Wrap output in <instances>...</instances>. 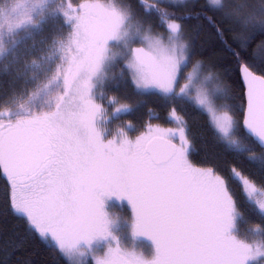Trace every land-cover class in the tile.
Masks as SVG:
<instances>
[{
  "label": "snow or ice",
  "instance_id": "6c2138e0",
  "mask_svg": "<svg viewBox=\"0 0 264 264\" xmlns=\"http://www.w3.org/2000/svg\"><path fill=\"white\" fill-rule=\"evenodd\" d=\"M188 7V0H84L75 8L64 0H0V59L11 81L0 92V173L26 231L72 264H250L264 257V200H254V177L237 164L228 176L194 166L186 120L175 106L169 118L179 128L148 123L132 139L129 122L107 138L109 121L137 108L121 104L110 114L107 90H154L162 103L207 114L225 151L264 170V75L250 71L264 68V40H256L264 37V5L204 0L190 5L194 15L183 12ZM193 18L246 62L242 122L234 108L218 106L224 90L217 65L193 59L184 28ZM52 25L41 47L34 39L26 44ZM233 181L256 221L246 219ZM114 200L130 218L111 215ZM245 226L260 239L241 238L238 227Z\"/></svg>",
  "mask_w": 264,
  "mask_h": 264
},
{
  "label": "trees",
  "instance_id": "16d2710c",
  "mask_svg": "<svg viewBox=\"0 0 264 264\" xmlns=\"http://www.w3.org/2000/svg\"><path fill=\"white\" fill-rule=\"evenodd\" d=\"M65 1L67 6L70 1ZM148 2L151 3V1ZM194 2L199 5L203 4L204 0H197ZM252 3V6L259 10L260 7L264 5V0H252ZM191 4H189L188 8L183 9L184 13L192 12L193 15L195 14V10L190 7ZM73 8H75V6H73ZM180 11V9H177V14H180ZM184 28L191 40L195 41L196 48L201 50L204 47L205 38L212 37L214 48H206L207 50L202 52L200 57H205L208 52H212L214 55L218 54L219 62L217 63V68L224 75L227 88L229 89L230 99L232 98L234 104L238 105L240 108L242 106L243 108L244 88L238 72L239 65L242 63L245 64V60L240 59L237 62L232 57L231 53L225 49L224 45L220 43L212 27L203 20L194 18L186 20L184 22ZM256 40H264V37L257 35ZM250 68L258 75H264V68L258 66H250ZM2 82H4V84L6 83V87L8 88L11 86L9 78L7 80L4 79ZM107 95L117 97L118 104L123 103V100L120 99L121 94L119 89L109 88L106 92V96ZM176 106L177 105H175V107ZM169 108L170 107L167 106V108L163 110L159 107V109L163 111V119L167 112H169ZM180 109V107H176V110L179 112L181 111ZM180 113L181 116L185 118L188 129H190L194 137V144H197L199 150H202L206 155H209V153L213 151V154L221 159L220 163H226L227 166L229 164H235L236 158L234 156L233 159H230L228 154L223 152L225 151L224 149L214 148L216 146V144L212 143L214 133L210 127L207 128L204 125L207 123L205 113L195 109L191 104L184 103L183 110ZM246 171L251 173V170L247 169ZM257 172L255 174L253 172L251 175H254L252 176L254 180H256L255 177L257 179L260 178L262 180V182H260L264 187V170H261L258 166ZM1 184L0 182V264H72L70 260L62 256L55 249V245L50 241L42 240L37 234H33L30 229L26 231L24 218L14 212L10 207L11 190L9 189L8 193H6V189H4ZM17 245L20 246L17 247Z\"/></svg>",
  "mask_w": 264,
  "mask_h": 264
},
{
  "label": "rangeland",
  "instance_id": "374dc122",
  "mask_svg": "<svg viewBox=\"0 0 264 264\" xmlns=\"http://www.w3.org/2000/svg\"><path fill=\"white\" fill-rule=\"evenodd\" d=\"M69 1H70L71 5L75 6V7L84 2V0H69ZM148 1L152 2V0H148ZM194 1H197V0H188V3L191 4ZM100 2L103 3V2H105V0H100ZM167 2H168V0H165V3H167ZM173 2H181V0H173ZM64 3L66 5L65 0H64ZM254 8L256 10H258L256 7H254ZM55 28H56V25H52V26H49L48 28H45L41 34L34 35V37L32 39H26V44L29 46L33 45V39H34L36 41V45H35L36 48L41 47V44H40L41 35L47 37L48 35H50V33L52 31L55 30ZM158 30H160V29H158ZM64 31L66 34L68 31V28L65 27ZM22 36H23V33H22ZM187 36H188V33H187ZM213 44H214V41L212 40V37H207V38H205V41H204V47L201 50L199 48H196V45L192 42V46L194 47V50H195L193 59L200 57L201 56L200 54L207 50L206 48L213 49L214 48ZM33 58H35V57H33V56L28 57V59H33ZM202 58L205 59L206 61H211L212 63H214L216 65L219 62L218 54L214 55L212 52L211 53L208 52L206 54V56L202 57ZM116 70L118 71V69H116ZM4 71H5V61L0 59V92H4L5 90L8 89V87H6L7 84L6 83L4 84V82H2L4 79L7 80L9 78L7 75H4ZM217 71L222 74V72L218 68H217ZM219 84L223 88L224 91H223L222 96L218 100V106H223L221 108V110H227L229 107L234 108L237 119H239L241 121L243 108H242V106L240 108L238 105L234 104V100L232 98H231L232 100L230 99L229 89L227 88V83L225 81L223 74L221 76V79L219 80ZM119 90H120V94H121L120 99L123 100V103H121V104H135V105H137V108L135 109V111L130 114L131 120L133 122H135L136 126H138L136 136L140 135L142 132H145L147 130L146 125L148 123H151L152 125L160 127L162 129L179 128L182 126L178 120L173 121L169 118V114L171 111L167 112L164 119H160V120L150 119L148 117V114H145L147 107H149L150 104L158 106L163 110L169 105L166 103H162L161 100L158 98V95L153 94L154 90H146L143 95H135L130 88H128V89L120 88ZM121 104H118L117 107ZM180 110H181L180 112H182V108ZM180 112L177 111L178 116H181ZM205 117H206L207 123H205L204 125L208 128V127H210V118L207 116V114H205ZM210 129H212V128L210 127ZM178 140H179V138H178ZM212 143H214V144L216 143V146L214 147L215 149H221V147H223V149L225 148V144L222 142V137L214 136V142H212ZM199 152L201 153V155H199L198 159L203 160L201 163H199L200 167H204V168L213 167L219 173H221L225 176L229 175V171L226 170L227 164L226 163H224V164L220 163L221 159L218 156L214 155L213 151H212V153L208 152L209 155L204 154L202 152V150L201 151L199 150ZM229 157L233 159L232 154ZM194 161H196V159ZM246 170L247 169H245V171H244L245 174L251 175V173H249V171H246ZM252 176H254V175H251V177ZM255 179L256 180H254V178L250 179L251 185L256 189V194L254 195V200H264V187L261 184L262 180L260 178L257 179L256 177H255ZM0 182L2 183L1 185L3 186V188L6 189V193H8V190L10 188L8 186V182L6 181L5 175L2 173H0ZM230 187H231L232 192L235 194L236 199L240 202V205L243 208L246 219H250L252 221H256L257 219H259L258 215L255 213V210L252 208V206H250L246 203L245 197L241 195V185H239L235 181H233V182H231ZM11 193H12V190H11ZM122 206H123V204H121L119 206L110 207L111 215L114 218L115 217H121L124 215H127L130 218V215H131L130 209H128L127 207H124V206L122 207ZM238 234L241 236V238H246L250 241L260 239V237H258V236H253L248 231L247 226L238 227ZM130 243L131 242L129 241V244ZM137 244L142 249H147L150 247V245L148 243L143 242V241H137ZM250 264H264V257H261V258L257 259L256 261H252V262H250Z\"/></svg>",
  "mask_w": 264,
  "mask_h": 264
},
{
  "label": "flooded vegetation",
  "instance_id": "af4514ba",
  "mask_svg": "<svg viewBox=\"0 0 264 264\" xmlns=\"http://www.w3.org/2000/svg\"><path fill=\"white\" fill-rule=\"evenodd\" d=\"M244 96V94H243ZM107 98L105 99L104 103H105V106L108 108V112L111 114L112 113V110L117 107V102L116 103H113L111 105L108 104V99L110 98H116V101H118V98L113 96V95H107L106 96ZM177 106L176 107H180L182 108L183 110V103H178L176 104ZM170 108L168 109L169 111H171V108L173 105L169 104L168 105ZM175 106V105H174ZM167 108V107H166ZM149 109H151V111H149ZM145 114H148V117L150 119H154V120H160V119H163V111L159 109L158 106H155L153 104H150L149 107H147V110H146V113ZM149 119V120H150ZM129 122H131L133 125H134V130L132 129H128V132H129V137L134 139L136 137V133H137V127L135 125V122H133L131 120V117H130V114H118L117 116H115L113 119H111L108 123V128L110 130V135L107 137V138H112V135H115L117 134V131L118 129L124 127L126 124H128ZM241 122H242V117H241ZM186 126H187V130H186V135L187 137L190 139V142L192 144V148H191V151L189 153V160L190 162L194 165V166H197V167H200L199 163H201L203 160L201 159H198L199 158V155H201V153L199 152V149L197 147V144H194V137L192 135V133L190 132V129H188V124L186 123ZM214 137V136H213ZM212 142H214V138L212 140ZM176 143H179V140L178 138H176ZM216 144V143H215ZM221 149H223V147H221ZM225 149V148H224ZM201 151V150H200ZM196 159V161H194ZM230 166H232L231 164H229L228 166H226V170L230 171ZM251 173H253L251 171ZM6 178V181L8 182V186L11 189V185H10V182L8 181L7 177L5 176ZM126 203V202H125ZM122 203L119 202V201H112L110 203V207H113V206H119L121 205ZM124 206V205H123ZM122 206V207H123ZM125 207V206H124ZM143 242H146L148 243L147 241H143ZM149 244V243H148Z\"/></svg>",
  "mask_w": 264,
  "mask_h": 264
},
{
  "label": "bare ground",
  "instance_id": "6f19581e",
  "mask_svg": "<svg viewBox=\"0 0 264 264\" xmlns=\"http://www.w3.org/2000/svg\"><path fill=\"white\" fill-rule=\"evenodd\" d=\"M244 2L245 3H248V4H253L252 3V0H244ZM191 42H193L194 44H195V41H193V40H191ZM239 73V72H238ZM240 78V77H239ZM223 152H226V151H223ZM226 154H228V156H230L231 155V153L230 152H226ZM230 154V155H229ZM231 159V158H230ZM235 164H238L239 165V168H241V167H243V168H245V169H248V170H251L252 172H257V168H258V166L257 165H252V164H249L247 161H238V160H236L235 161ZM258 173V172H257Z\"/></svg>",
  "mask_w": 264,
  "mask_h": 264
},
{
  "label": "water",
  "instance_id": "95a60500",
  "mask_svg": "<svg viewBox=\"0 0 264 264\" xmlns=\"http://www.w3.org/2000/svg\"><path fill=\"white\" fill-rule=\"evenodd\" d=\"M242 65H244V63H242L241 65H239V77L241 78L242 85H243V88H244V96H243V99H244V102H245L246 86H245V83H244V81H243L242 74H241V71H240V68H241ZM250 71H252L254 75L259 76V75H258L257 73H255L251 68H250ZM242 119H243V116H242Z\"/></svg>",
  "mask_w": 264,
  "mask_h": 264
}]
</instances>
